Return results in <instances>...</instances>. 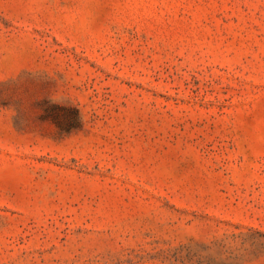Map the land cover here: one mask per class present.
<instances>
[{
	"label": "rangeland",
	"instance_id": "obj_1",
	"mask_svg": "<svg viewBox=\"0 0 264 264\" xmlns=\"http://www.w3.org/2000/svg\"><path fill=\"white\" fill-rule=\"evenodd\" d=\"M0 264H264V0H0Z\"/></svg>",
	"mask_w": 264,
	"mask_h": 264
}]
</instances>
